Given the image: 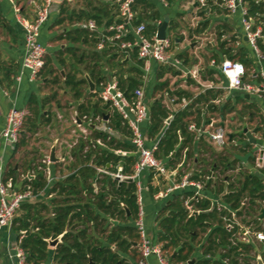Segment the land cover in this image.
<instances>
[{"label": "trees", "instance_id": "1", "mask_svg": "<svg viewBox=\"0 0 264 264\" xmlns=\"http://www.w3.org/2000/svg\"><path fill=\"white\" fill-rule=\"evenodd\" d=\"M139 5L144 11L150 6L147 0H137L135 8ZM250 6L253 14L264 13V1L250 0ZM69 8L67 1L62 3L60 16L57 20L58 24L95 19L99 26L107 27L113 22V18L106 22L103 20V16H109L113 10L109 4L95 5L90 0L86 3V7L80 10H70ZM151 16L152 20L160 18L158 13ZM0 19H2L1 14ZM140 22L141 20L137 17L134 25ZM155 29L156 26L152 21L147 23L148 33H152ZM97 35V31H90L86 26L75 27L61 35V37H66L73 42L90 43L93 47L87 53L85 49L80 52V48L76 46L67 48V54L71 55L74 64L72 70L65 76L66 86L71 89L76 100H85V85H88V81L85 76L78 77L80 71L74 70L75 62L84 65V69L97 85L104 79L100 69L102 64L106 63L109 68L115 70L112 75L117 76L120 87L125 90L128 96H131L134 88L143 84V70L141 68L143 61L137 57L135 51L131 57L137 60V64L126 67L128 61L120 56L117 48L107 46L102 51L95 48L98 43ZM225 45L226 42L221 43L223 49L228 51ZM261 49L264 50V43H261ZM179 56L188 62L189 57L185 53H180ZM233 57L246 62L245 52H242L241 49ZM59 61L63 64L69 63L67 57L60 56ZM118 67L119 70H116ZM170 70L177 74L171 67H158L156 90H161L166 86L162 84L160 79ZM174 93L186 94L184 91L178 90ZM90 95L94 96L97 93L91 92ZM56 96L57 93H54L50 100H54ZM109 108L108 104L101 105L99 102L86 100L79 102L77 106L79 117L88 115L93 118L103 117ZM169 112L162 98L155 99L150 104V122L147 126V133L150 138L156 137L159 133ZM33 113L36 117L39 114L38 110L33 111ZM191 115L193 112L189 110L177 111L166 135L159 142L156 154L161 158L168 157L166 165L169 167H175L180 160L177 158L181 157L183 150L188 149L187 154H189L193 133L191 134L187 127L191 121ZM109 120L111 127L122 133V139L114 134L94 128L93 137L100 139L104 146L97 143L95 146L91 144L89 150L81 154L82 165L74 174L54 184L50 193H55V196L49 202L22 203L19 209L20 213L14 218L12 228L18 234V241L27 253V264H45L51 254L49 241L58 237L60 241L52 251L56 264H134L121 252H132V257L137 259L138 253L134 242H137L139 235L136 233L137 230L134 225L127 224L129 220L135 219L138 211L137 185L134 181L118 183L108 174L97 170L98 167H105L110 163L109 171L115 172L118 164L122 165V172L126 175H130L134 171L136 156L132 153L134 149L130 141L131 131L122 123L116 112L111 113ZM37 128L38 121L36 119L30 124L29 130L34 133ZM180 135L183 137L182 140H180ZM83 147L84 145L79 146L78 150L81 152ZM114 150H122L126 153H116ZM173 152L174 157L171 155ZM36 165L30 163L28 167L23 169L22 174L25 175L32 168L36 169V176L33 179H26L25 183L31 185L34 191L38 192L45 187L46 177L42 170L37 169L38 165ZM210 167L217 170V166L214 167L213 164ZM228 167L225 165L223 169L219 170L220 176L217 174L219 176L217 177L222 180L226 178L224 169ZM17 170L15 165H10L5 181L9 178L15 180ZM210 170L208 169L204 175L210 173ZM259 171V173L245 177L242 189L228 192L224 196V200L231 203L233 208L237 210L238 216L247 207L245 204L247 202H244L245 191L251 195L248 202L250 209L247 210L260 208L257 199H264V196L260 194L264 190L262 179L264 167ZM193 177L198 178L199 175L195 174ZM227 178L226 180H229L230 177ZM212 180L208 181V186L212 184ZM184 196L183 198L175 197L162 209L160 240L163 242L164 249L169 247L174 249L175 254H172L171 258L182 262L191 259L195 249L194 242L199 234L198 229L206 232L207 228H211L207 243L204 245L203 256L197 258L193 264H225L223 260L226 258L229 262L238 263L239 248L242 246L236 237L239 227L233 225L230 228L225 225L223 217L230 215L228 210L219 211L211 200L203 199L196 204L200 207L201 212L198 215H189L184 205ZM112 220H117L118 223L115 224ZM213 223L216 224L214 227ZM113 245H115V249ZM220 246L225 249L221 253V258H213ZM208 255L212 257H208Z\"/></svg>", "mask_w": 264, "mask_h": 264}, {"label": "crops", "instance_id": "2", "mask_svg": "<svg viewBox=\"0 0 264 264\" xmlns=\"http://www.w3.org/2000/svg\"><path fill=\"white\" fill-rule=\"evenodd\" d=\"M34 1H36L37 3L43 0H22V2L21 0H0V9H1L0 14L2 15V19H0L1 20L0 29L3 30L4 32L3 34L0 33V70L2 73V77L0 79V130L4 127L6 115L12 106L23 108L28 112V114L29 111L31 112L38 110L39 113L37 114L38 118L36 117L38 121V128L42 124L41 120L45 122H49L47 124V127H49L52 126L53 121H55L56 119L62 120L64 117L62 111L63 107L61 103L60 102L55 103L57 98H55L52 101L49 100L46 101V97L49 93L41 88V84H43V82L46 83L48 78L41 79L42 81L39 80L36 82L37 84H32V85L28 83V81L26 80H23L21 82H15L13 80L14 74L19 70L21 66V61L23 58V54L25 52L24 32H23V28L16 21L14 5L15 4L18 5L21 9L22 14L25 17L31 19L35 14V10L31 5ZM71 1L73 0H69L67 2H71ZM84 1H85V6L82 8H85L86 3L90 0H84ZM99 1H103V0H99ZM168 1H169L168 6H171L172 3H174L173 7L175 6V4H177L178 7L177 8L174 7L169 11L161 13L160 20L168 21L167 29H171V28L176 29L178 38L175 39L176 41L174 43L175 52L177 53V55H180V53H185L189 57L188 63L190 65L197 62L200 63L202 66V71L200 74L201 77L207 78L208 74H210L209 72L212 71V69L208 67L209 61L212 57L221 59L226 56L232 59L240 60L239 58H234L233 56H235L241 49L242 52H245L246 55V62H244V64L247 67V75L245 76V80H249L251 82H258L259 79L250 78L249 73L252 70L258 71L261 66L263 67L264 70V61H262L259 64V60L254 56V53L251 50L250 45L248 44L245 38L241 24L240 11H237L236 13L233 14L231 13L229 14L222 7L214 4L215 0H210L208 7L204 9L197 8L198 7L197 0H168ZM180 1H182V4H179ZM58 2H59L58 11H54L52 13L50 20L41 29L40 40L47 49V53L45 56V65L44 68L42 69V72L46 68L47 60L50 58L54 67L58 68L61 74L65 78L66 70L63 66L65 64L59 61V57L62 56L68 58L69 63L66 65L70 68V70H72V65L74 64V61L71 60V55L67 54V48L76 46L80 48V52L84 51L85 49L87 53L93 47L90 43L87 44L84 42L83 43L73 42L72 40L67 39L66 37H61L62 34H66V32L70 29H73L75 27L86 26L87 21L84 20L75 23H66V24L63 23L65 24V27L61 30L60 36H57L58 40L56 41V39L53 38V29H55L60 25V24L58 25L57 20L59 19L63 2L61 1ZM110 7L112 8V4L110 5ZM181 7H183L188 12L184 13L181 10ZM137 9L138 11L140 10L139 7H137ZM112 12L113 10L110 12V15ZM145 13L146 11L142 10V21H145ZM13 16L15 17V20L12 18ZM107 20L108 19L105 18L104 21L106 22ZM66 39L68 40V42H62L63 40ZM223 42H226L225 47L227 48L228 51H225V49H223V47L221 46V43ZM55 44L58 45V49L55 51V53L50 54L49 49L52 48ZM263 54H264V50H263ZM128 58H126L125 60L126 61L131 60V56ZM76 64L77 63L75 62V65ZM78 65H83V64H78ZM110 73L112 74V72H110V69L107 68L105 69L104 74L103 73L101 74L102 75L107 74L110 76ZM86 74H88L87 71L84 73V76ZM157 75H158V66H156L152 62V70L150 71L148 75L149 78L145 83L149 104H151L155 99L163 98L161 96H164V92L167 90H171L172 87L175 85L179 86L182 89L181 91H184L188 95L190 94L192 95L193 93H196L197 84L195 79L189 77L186 80H184L180 76H176L172 70L166 72L160 79L162 81V84H165L166 86L161 90H156L155 87L158 81ZM95 85L97 86L96 83ZM87 87L90 93L93 92L90 90L89 84L87 85ZM4 90H7L9 92L8 96L4 94ZM217 96H220L222 98L221 103L217 104L216 107H214L213 109H210L208 113L209 116L213 117V119L216 120L217 123L219 122L226 126V128L228 129V135L230 137L229 142L222 149H219L213 146L212 144H210L205 137L198 136L195 133H193L192 144L189 143L190 144L189 154H187L188 149L185 152L187 154V157H183V153H182L181 157L177 158L180 160L179 161L175 160L176 162L178 161L175 167H177L178 163H180L184 159L186 161L185 166L179 168L181 174L184 173L182 171L186 170V172L191 173L192 175L197 174L200 176V175H204V173H206L208 169H211L212 167L210 166L212 164L214 167L217 166L216 176L213 178L212 184L210 186H206L205 190L203 191V195L205 196V198L203 199H209L212 201L213 204H222L225 205L227 208L233 210L234 208L231 205V203L226 202L224 200L225 194L228 192L238 191L242 189V186L245 183L244 181L245 177L259 173L260 172L259 170L264 167L263 165L259 169V167L256 168L254 166L255 156L250 158L249 163H245L244 161L236 158L237 154L244 155L249 151H251V149L254 146H259V150H262L264 148V134L262 132V124L264 123V103L261 102L257 96L249 94L242 89H232L230 91L213 90L204 97H202V99L207 100L208 97L214 98ZM85 100L84 99L76 100L77 103L75 101L74 103L73 100L69 101L68 102L69 109L71 110L73 108L76 109V105L78 106L79 102ZM50 102H52V104H55L56 108H51V109L46 108V106L49 105ZM259 102L260 104H257ZM255 106L257 107V110ZM192 112L193 114L195 113L194 110ZM242 113L245 115L246 120L250 122V126L246 125V123L243 124L241 118ZM259 116L261 117L262 122L258 123L257 117ZM76 117H79V113L73 116V120L76 119ZM192 117L193 115L190 116V118ZM91 118L93 119V122H87V121L82 122L81 120V122L76 123V127L75 126L67 127L66 129L60 131L61 133L59 132L56 133L52 131L53 139L47 140V142H49L50 144L49 152H48L49 155L47 156H50V152L52 151V148L55 147V156L57 157V161H53V162L51 161V163L46 167L49 169L52 175L57 176V179L49 187H47L45 193L42 195V196L47 195V197L48 196L51 197L50 199H48V201L45 202H49L55 196V193H50V189L54 186V184L57 181L63 180L69 175L74 174L78 170V168L82 165L81 154L85 153L84 150H82L81 152H79L80 150H75V149L71 151L66 146V143L71 141V139L74 137V134H78V135L81 134V130H80L81 127H79L78 124H81L83 128H86L88 130V135H89L88 137L91 140L95 139L93 137L94 134L93 129L94 128L98 129L97 126L111 127L109 118L103 119L104 116L102 117L101 120L100 119L97 120L93 117ZM256 122L258 123V126H255ZM116 133H118L119 136L122 135V133L119 130L114 129L113 134L116 137H118ZM22 134H23V130H22ZM100 145L104 146L103 143ZM15 150H16V145L4 146L2 143H0V180L5 181L6 173L10 165H15L16 168H18L16 177L18 175L19 177H23V179L17 178L18 180L16 179V177L15 180H13L12 178V186H13L12 189L14 191H17V190L25 189V187L27 186L25 181L28 178L24 177L22 172L23 169H25V167H28L30 165V162L26 159V157L22 162L15 161ZM77 155H80L81 157ZM47 156H44V158ZM172 157L174 156L172 155ZM230 163L232 164L229 165ZM225 165L227 166L234 165L235 167L240 166L242 169L238 175H235V173H233V175L225 174L226 178L222 180L218 178L220 174L218 176L217 173H219V170L223 169ZM34 169L35 168H32L31 170ZM27 173L25 175H27ZM263 175H262V179L264 183ZM227 177H230L229 180H226L228 179ZM142 178L144 179V181H146L145 186H143L144 183H142V187H143L142 195H143V204L145 209V224H146L147 232L149 234L153 233L154 236L152 237L155 240L157 239L156 241L161 242L163 244V242L160 240V233L162 231L161 228V219H162L161 214L163 213L162 209L166 204L173 201L175 197L180 196L181 198H183L184 193L178 191L165 199H156L155 193L163 188V187H159L160 186L159 178L155 175L152 176V171H144V173L142 174ZM10 179L11 178H9L6 182H8ZM150 184L153 185L152 188H155L154 190L149 189ZM165 185H167L166 182ZM260 194L264 196V190H262ZM244 197H245L244 202H247L245 203L247 207L242 210L243 212L241 215L237 216L236 219L237 223H235V225L238 226L242 232L241 234H236L237 241L242 245L241 248H239L240 257L238 258V263L229 262L228 259L226 258L223 260L225 264H260L258 257H261L262 262L264 263V241L257 239L254 234L256 231L264 230V218H259V213H260L259 209L249 210V211L247 210L250 209L248 208L249 207L248 202L251 199V195L247 191H245ZM262 200L257 199V202L261 205ZM36 201H43V200H36ZM194 203L195 205L197 204V202ZM198 208L200 209V207ZM199 213H195L194 215H198ZM18 214H19V210L17 212V215ZM156 224H158L159 226H156ZM215 225L216 224L213 223V227ZM208 229L211 231V228ZM17 242H18V234L13 230L12 226L6 227L0 231V264H14L8 256V249ZM201 243H202V249L197 250L196 254L194 252L191 259H189L186 262H182V261H175L171 258L173 264H190L189 261L194 260L192 262L193 264L197 258L203 256V249H204V245L207 243V237L205 241ZM134 245L138 253L137 259H134L132 257L131 255L132 252L130 253L121 252V254L124 257L129 258L130 261H132L134 264H138V260L140 258L139 240H137V242H134ZM55 246H52L49 242V248L51 250V254L45 264H56L52 256V251L54 250ZM113 248L114 249L116 248L115 245H113ZM224 251L225 249L223 248V246H220L218 248L216 256L213 258H218V259L221 258V253ZM172 254L175 253L173 252ZM172 254L170 255V257L172 256ZM208 257H212V256L208 255ZM149 261L152 263H157V259L155 256H150Z\"/></svg>", "mask_w": 264, "mask_h": 264}, {"label": "built area", "instance_id": "3", "mask_svg": "<svg viewBox=\"0 0 264 264\" xmlns=\"http://www.w3.org/2000/svg\"><path fill=\"white\" fill-rule=\"evenodd\" d=\"M56 0H43L41 4L37 3L35 14L30 19L25 17L18 5H14V12L16 21L23 28L24 32V47L25 52L21 61L19 70L14 74L13 80L21 82L26 80L34 83L40 80L42 69L45 65V56L47 53L46 47L40 40L42 27L50 20L54 11H58L59 6H56ZM137 0H112L113 12L109 18H113V22L105 27L99 26L95 19H90L86 23V27L90 31H97L98 43L96 49L102 51L105 47H115L120 52V56L128 58L136 51L137 57L143 61L141 68L143 70V84L135 87L128 96L124 89L119 85L117 76H110L105 74L104 79L99 85H95L93 92H96L99 99L108 104L113 112H116L131 131L130 141L133 145L132 153L136 156L134 164V171L130 175L122 172V165L118 164L115 172L109 171L111 166L108 163L105 167H98L97 170L101 173L108 174L116 179L118 183L126 181L127 177H132L137 185L136 196L138 203V211L134 219V225L139 234V250L140 258L138 264H173L171 257L166 255L163 244L151 238L147 232L145 224V209L143 204V187L141 177L144 171L155 172V176L162 177L166 184L164 188L155 193L156 199H165L173 193L181 191L185 195L184 205L189 212V215L201 212L194 202H199L205 198L203 191L208 186V181L213 179L216 175V170H210L206 175H200L194 178L191 173L186 170L181 174L180 167L185 166L186 161L183 159L178 163L177 167H169L166 165L168 157H158L160 140L166 135L170 127L175 113L180 110H194L195 113L188 124V131L195 133L198 136L205 137L210 144L222 149L229 142L228 129L222 123H217L213 117L209 116L210 109L220 104L222 98L220 96L209 98L205 101L202 99L205 95L213 90H227L242 89L245 92L255 95L264 103V70L261 66L258 71L252 70L249 73L250 78L259 79L258 82H251L245 80L247 75V67L244 62L229 57L217 59L212 57L209 61V68L212 69L207 78L200 76L202 66L200 63L190 65L186 60L174 50L175 38L168 34L165 38L158 37V26L162 22L159 19L152 20L156 29L152 33L147 32V23L142 21L134 25V21L138 14L142 15V8H135ZM165 6L169 5L168 0H159ZM210 0H197V8H207ZM263 2L264 0H255ZM32 4H36L34 1ZM214 4L225 9L229 14L241 12V24L244 31L245 38L250 45L254 56L259 60V64L264 61V54L261 49V43H264V13L253 14L251 12L250 0H215ZM197 55V54H196ZM129 59V58H128ZM152 62L158 63L160 66L171 67L177 72L176 76H180L186 80L191 77L196 80V93L192 95H179L174 93L180 91L179 86H173L171 90L164 92L163 102L169 109V115L164 119L161 130L154 138H150L147 133V126L150 122V104L147 98V90L145 83L149 78V73L152 70ZM2 73L0 70V79ZM5 95H9L7 90H4ZM203 101V102H202ZM198 110L200 111L198 113ZM28 112L20 107L12 106L5 120L4 127L0 130V143L4 146H15L20 140L23 126ZM110 115V114H109ZM82 118V119H81ZM76 117L74 122H93V119L88 115L83 117ZM95 119L101 120L102 117L97 116ZM80 120V121H79ZM81 134H74L71 141L66 143L69 150H78L79 146H83L86 153L91 144H102L100 139L91 140L88 136V130L83 128L81 124ZM98 129L113 134V128L107 126H97ZM262 132L264 134V123L262 124ZM83 134V135H82ZM183 137L180 135V140ZM187 149L183 150V157H187L185 153ZM116 153L125 154V151L114 150ZM80 152V151H79ZM174 156V152L171 153ZM37 169L42 170L46 176V185L43 189L35 192L31 185H27L25 189L14 191L12 189V178L6 182L0 180V231L6 227H11L17 212L22 203L34 202L39 200L56 179L57 176L51 174L46 167L51 163L50 156L41 160ZM264 165V148L258 152L254 157V166L260 168ZM241 167L234 165L224 169L225 174L236 173L238 175ZM36 169L31 170L24 175L28 179H33L36 176ZM219 174V173H217ZM219 211L228 210L230 215L223 217L225 225L232 228L237 219V210L227 208L222 204H215ZM261 207H264V200H262ZM239 229L237 234H241ZM247 233V232H245ZM257 239L264 241V230L256 231ZM8 256L14 264H27V253L20 245V242L13 244L8 249ZM150 256H155L157 263L149 261Z\"/></svg>", "mask_w": 264, "mask_h": 264}, {"label": "rangeland", "instance_id": "4", "mask_svg": "<svg viewBox=\"0 0 264 264\" xmlns=\"http://www.w3.org/2000/svg\"><path fill=\"white\" fill-rule=\"evenodd\" d=\"M95 4H100V3H105V4H112V0H103V1H99V0H92ZM22 2V0H21ZM147 2L150 4L149 8L145 13V22L146 23H150L152 21V16L155 13L161 14L164 13L166 11H169L170 9H173L174 7L177 8L178 5L175 4V6L173 7V4L171 6H165L161 1L159 0H147ZM38 4H41L42 1L37 2ZM36 4H31L33 9H36ZM56 6H58L59 2L56 0L55 1ZM68 5L70 6V10L72 9H76V10H80L82 7L85 6V1L84 0H73L71 2H67ZM179 4H182V1L179 2ZM139 8H142L139 5ZM1 10V9H0ZM13 10V9H12ZM181 10L186 13L188 11H186L183 7H181ZM103 16V15H102ZM15 20V17H12ZM105 18H109V16H103V20H105ZM51 22V21H50ZM69 23V22H65ZM65 24H58L59 26L56 27L55 29H53V38L56 39V41L58 40L57 36H60L61 30L65 27ZM178 30V29H177ZM0 33L3 34V30L0 29ZM168 34L169 36H171L172 38H175L177 36V31L176 29H168ZM62 42H68V40H63ZM89 47V46H88ZM87 47V48H88ZM90 48V47H89ZM58 49V45H54L52 48L49 49L50 54L51 53H55V51ZM63 55V54H62ZM64 56V55H63ZM137 60L131 57V60L128 61L126 67H130L132 65L137 64L136 63ZM156 66H160L158 63L153 62ZM62 66V65H61ZM65 68V76L71 71L70 68L65 64L63 65ZM62 66V67H63ZM110 69V72H114L115 70H112L111 68H109V66L106 63H103L101 66V73L104 74L105 69ZM80 71L78 73V77L84 76V73L86 72L84 69V65H75L74 70ZM119 70V67L116 69ZM44 78H48V80L45 82H43V84H41V88L43 90H45L46 92H48L49 94L47 95L46 99H48L49 101H51L50 99H52L51 97L53 96L54 93H57L56 96V102H60L62 107H63V119L59 120L56 119L55 121H53L52 126L47 127V124L49 122H45L43 120L41 126H39L38 130L34 133H32L29 130L30 124L32 123V121L36 120V115L33 113V111H29V114H27L26 116V120L23 126V134L20 138V140L18 141V143L16 144V150H15V161H20L22 162L24 160V158L26 157V159L31 163H35V164H40L42 161V159L44 158V156L49 155V142H47V140H51L53 139L52 137V131L56 132V133H61L60 131H62L63 129H66L67 127L70 126H75L76 127V123L73 120V116H75L76 114H78L77 112V105H76V109H69V105L68 102L73 100V102H76V99L73 96V92L71 91V89L66 86L65 84V78L64 76L61 74L60 70L58 68H55L54 65L52 64L50 58L47 60V65L46 68L43 70V72H41V79ZM42 81V80H41ZM30 83V82H28ZM32 84H37L36 82L34 83H30ZM151 85V83H150ZM85 95H86V101H94V102H99L101 105H104L105 103H103L98 95H90L89 89L87 87V85H85ZM70 98H69V97ZM255 99V98H254ZM74 102V103H75ZM77 103V102H76ZM45 108V107H44ZM46 108H56L55 104H52V102L49 103V105L46 106ZM244 110V107H243ZM40 111V110H39ZM108 114L113 113V109H109V111L107 112ZM242 122L243 124L246 123V125L250 126V122L248 120H246L245 115L242 113ZM38 118V117H37ZM104 119V118H103ZM105 121V120H104ZM51 122V121H50ZM257 122H262L261 121V117H257ZM255 123V126H258V123ZM74 127V128H75ZM53 129V130H52ZM114 130V129H113ZM116 135H118V137H121V139L123 138L122 135L119 136L118 133H116ZM24 139V141H23ZM51 153V152H50ZM80 156V155H77ZM81 157V156H80ZM82 158V157H81ZM36 165V166H37ZM236 174V173H235ZM155 175V172H152V176ZM229 175H232L231 173ZM23 179V177H19V175L16 177V179ZM159 178V182H160V186L159 187H165V180L162 177H158ZM17 179V180H18ZM141 182L144 183L143 186L146 185V181H144V179L141 177ZM153 185L150 184L149 189L154 190L155 188H152ZM158 187V188H159ZM15 188V187H14ZM51 197L47 195L42 196L39 200H43V201H48V199H50ZM20 213V211H19ZM114 221V220H113ZM134 220L131 219L130 221H128V224L133 225ZM156 226H159L158 224H156ZM210 230L207 228L206 232L202 229H198V237L196 238L195 242H194V252L195 254L197 253V250L202 249V243L204 242L206 237H208ZM136 233L138 234V232L136 231ZM149 234V233H148ZM149 236L151 238H153L152 236L153 233L149 234ZM137 239V238H135ZM154 239V238H153ZM139 240V237H138ZM155 240V239H154ZM157 240V239H156ZM166 255L168 257H170V255L174 252V249L172 247H169L167 249H165Z\"/></svg>", "mask_w": 264, "mask_h": 264}, {"label": "water", "instance_id": "5", "mask_svg": "<svg viewBox=\"0 0 264 264\" xmlns=\"http://www.w3.org/2000/svg\"><path fill=\"white\" fill-rule=\"evenodd\" d=\"M57 1L65 2V1H69V0H57ZM138 18H139V20H142V15L138 14ZM167 28H168V21L167 20H163L158 26V37L159 38H165L166 37ZM85 77H86V79L88 81L90 90L93 91L95 89V82L91 79V77L88 74H86ZM255 102H257V101H255ZM108 118H109V114H105L104 115V119H108ZM117 125H119V123H117ZM258 151H260L259 150V146H254L251 149V151H249L248 153H246L244 155L237 154L236 158L244 161L245 163H249L250 158L254 157L257 154ZM50 160L52 162L53 161H57V157L55 156V147L52 148V151L50 153ZM126 181L132 182L133 178L132 177H127ZM128 214H129V212H128ZM259 218H264V207H261V209H260ZM114 222L117 224L118 221L114 220ZM59 241H60V238L58 237L56 239L50 240L49 242H50V244L52 246H55ZM258 259H259L260 264H264L262 262V258L261 257H258ZM193 261L194 260H191V261H189V263L192 264Z\"/></svg>", "mask_w": 264, "mask_h": 264}, {"label": "flooded vegetation", "instance_id": "6", "mask_svg": "<svg viewBox=\"0 0 264 264\" xmlns=\"http://www.w3.org/2000/svg\"><path fill=\"white\" fill-rule=\"evenodd\" d=\"M258 104H260V102L258 103ZM258 106V105H257ZM256 107V106H255ZM260 107V106H259ZM256 110H257V107H256Z\"/></svg>", "mask_w": 264, "mask_h": 264}]
</instances>
